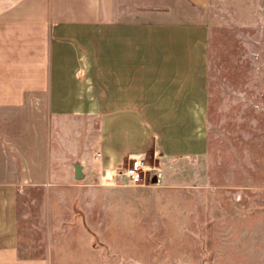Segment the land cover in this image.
<instances>
[{
  "label": "crops",
  "instance_id": "obj_1",
  "mask_svg": "<svg viewBox=\"0 0 264 264\" xmlns=\"http://www.w3.org/2000/svg\"><path fill=\"white\" fill-rule=\"evenodd\" d=\"M210 5L0 0V264H57L99 168L206 154Z\"/></svg>",
  "mask_w": 264,
  "mask_h": 264
},
{
  "label": "rangeland",
  "instance_id": "obj_2",
  "mask_svg": "<svg viewBox=\"0 0 264 264\" xmlns=\"http://www.w3.org/2000/svg\"><path fill=\"white\" fill-rule=\"evenodd\" d=\"M209 17L206 154L146 156L161 176L137 187L100 186L101 168L80 182L92 192L55 213L57 264H264V0H211Z\"/></svg>",
  "mask_w": 264,
  "mask_h": 264
},
{
  "label": "built area",
  "instance_id": "obj_3",
  "mask_svg": "<svg viewBox=\"0 0 264 264\" xmlns=\"http://www.w3.org/2000/svg\"><path fill=\"white\" fill-rule=\"evenodd\" d=\"M153 159L156 160V155L153 156ZM96 160L100 161V155L96 156ZM160 173V167L150 164L146 156L137 155L129 158L126 166L122 168L101 167L98 183L100 186L108 187L116 185L117 181H120L123 185L137 187L153 179L159 181Z\"/></svg>",
  "mask_w": 264,
  "mask_h": 264
},
{
  "label": "water",
  "instance_id": "obj_4",
  "mask_svg": "<svg viewBox=\"0 0 264 264\" xmlns=\"http://www.w3.org/2000/svg\"><path fill=\"white\" fill-rule=\"evenodd\" d=\"M74 176H75V179H81L82 178L81 167L79 165H76L74 167ZM153 181H155V180L153 179Z\"/></svg>",
  "mask_w": 264,
  "mask_h": 264
}]
</instances>
